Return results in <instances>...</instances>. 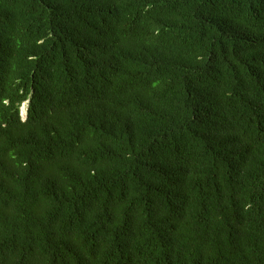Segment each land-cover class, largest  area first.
<instances>
[{
	"label": "trees",
	"instance_id": "16d2710c",
	"mask_svg": "<svg viewBox=\"0 0 264 264\" xmlns=\"http://www.w3.org/2000/svg\"><path fill=\"white\" fill-rule=\"evenodd\" d=\"M0 264H264V0H0Z\"/></svg>",
	"mask_w": 264,
	"mask_h": 264
},
{
	"label": "clouds",
	"instance_id": "9594fccd",
	"mask_svg": "<svg viewBox=\"0 0 264 264\" xmlns=\"http://www.w3.org/2000/svg\"><path fill=\"white\" fill-rule=\"evenodd\" d=\"M23 106H25V108H24V114H23V112H22V108H23ZM19 109H20V118H21V120L23 121V122H25L26 120H27V118H28V112H29V101H25V102H23L21 105H20V107H19Z\"/></svg>",
	"mask_w": 264,
	"mask_h": 264
},
{
	"label": "rangeland",
	"instance_id": "374dc122",
	"mask_svg": "<svg viewBox=\"0 0 264 264\" xmlns=\"http://www.w3.org/2000/svg\"><path fill=\"white\" fill-rule=\"evenodd\" d=\"M24 108H25V106H23V108H22V112H23V114L25 113V112H24V111H25Z\"/></svg>",
	"mask_w": 264,
	"mask_h": 264
}]
</instances>
